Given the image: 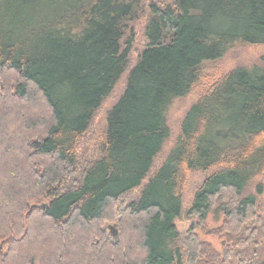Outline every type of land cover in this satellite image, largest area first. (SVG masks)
I'll return each instance as SVG.
<instances>
[{"label": "trees", "instance_id": "obj_1", "mask_svg": "<svg viewBox=\"0 0 264 264\" xmlns=\"http://www.w3.org/2000/svg\"><path fill=\"white\" fill-rule=\"evenodd\" d=\"M253 45L264 0H0V264H264L261 185L247 192L264 173V65L216 64ZM127 71L95 154L94 115ZM198 85L156 166L169 107ZM214 210L220 249L196 233ZM183 218L198 223L180 238Z\"/></svg>", "mask_w": 264, "mask_h": 264}, {"label": "rangeland", "instance_id": "obj_2", "mask_svg": "<svg viewBox=\"0 0 264 264\" xmlns=\"http://www.w3.org/2000/svg\"><path fill=\"white\" fill-rule=\"evenodd\" d=\"M146 19H147L146 17H143L134 24V29H133L134 41L132 44V49L130 51V59H131L130 68L136 63L137 56L140 54V52L145 48L147 44L144 36V29L147 22ZM216 64L221 68L220 73L223 75L227 74L230 70L237 68L239 66L241 67L251 66L253 64L264 65V45H253L243 48L232 49L228 53H226L222 59L217 61ZM127 73L128 71L123 75V77L120 79L118 84L113 89L112 93L104 100L99 110L96 111L94 115V119H93L94 124L92 125V128H90L89 130V132L93 134L88 132V134L91 135H89L87 143L89 144L90 151L94 152L95 154H98L97 148L102 141V139H100V136L102 134V131L105 129V119L107 112L112 107V105L117 101L118 97L123 91ZM204 89H205L204 86L198 85L194 87L192 92L187 96L181 99H176L172 102L167 113V121L170 128V139H168V141L165 143L161 154L156 159L157 162L156 166H159L165 155L173 146L174 141L178 136L180 125L186 111L197 100V98ZM210 172L211 171L197 172V173H193L190 176L183 189V203L185 206L184 208L187 209V207L190 205L195 190L203 182L205 177L211 174ZM259 185H261L262 191L261 194H259V196L257 197V206H256L257 215L258 217H260L258 218V220L260 219L262 222H264V173L248 186L247 192L249 194H255L257 192V188ZM128 201H129L128 199H125L124 203H127ZM223 218L224 216L222 212H220L219 210L218 211L214 210L210 213L207 219V230H206L207 233H204V231H201L200 229L196 230V233L203 241L213 244V246L216 249H220L224 244L223 243L224 241L218 238L217 236L210 234L209 231H214L215 228L221 225ZM174 223L181 238V237H186L189 234L190 227L197 225L198 220L196 218L193 219L183 218L180 220H176ZM104 230L106 231L107 234H109L112 237V239L116 238L117 236L116 225L106 224ZM261 240L264 241V237L261 238ZM259 248L262 249V246L260 244H259Z\"/></svg>", "mask_w": 264, "mask_h": 264}]
</instances>
